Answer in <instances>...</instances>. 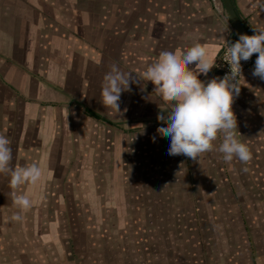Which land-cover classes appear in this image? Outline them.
<instances>
[{
    "label": "crops",
    "instance_id": "1",
    "mask_svg": "<svg viewBox=\"0 0 264 264\" xmlns=\"http://www.w3.org/2000/svg\"><path fill=\"white\" fill-rule=\"evenodd\" d=\"M231 2L250 35L264 26V0ZM230 35L220 0H0V135L10 141V166H39L40 181L25 185L36 190L70 174L63 188L84 184L88 205L102 204L116 225L166 224L154 232L162 229L167 239L174 223L206 222V208L224 206L227 190L237 192L238 176L257 180L264 202V81L252 75L254 62L232 103L237 136L251 153L247 163L222 159L219 133L198 160L170 156L169 137L157 131L160 107L167 112L170 105L142 79L161 51L189 47L193 37L216 61ZM112 65L132 74L120 115L100 103ZM216 75L213 67L198 79ZM246 197L248 208L257 204L254 194ZM222 215L212 216L213 224ZM111 228L102 237L117 236ZM71 253L74 263L78 252Z\"/></svg>",
    "mask_w": 264,
    "mask_h": 264
},
{
    "label": "rangeland",
    "instance_id": "2",
    "mask_svg": "<svg viewBox=\"0 0 264 264\" xmlns=\"http://www.w3.org/2000/svg\"><path fill=\"white\" fill-rule=\"evenodd\" d=\"M81 176L77 175L86 181ZM238 177L239 188L227 190L224 206L206 208V222L174 223L167 239L162 229L154 232L166 224L116 225L115 217L105 216L107 208L102 204L88 205L84 184L75 190L63 188L70 174L50 179L51 185L42 190L33 189V184L13 189L9 176L0 174V264H264V202L256 188L259 176H254L255 185L248 184L246 176ZM13 194L29 197L32 207L17 209ZM246 194L257 199L250 209ZM13 214L21 219L13 220ZM221 214L228 216L222 215L223 220L227 216L225 220L213 224L212 216L220 218ZM106 226H112L110 231L117 236L106 239L105 233L102 237ZM71 247L78 252L73 253L74 263L69 258Z\"/></svg>",
    "mask_w": 264,
    "mask_h": 264
},
{
    "label": "clouds",
    "instance_id": "3",
    "mask_svg": "<svg viewBox=\"0 0 264 264\" xmlns=\"http://www.w3.org/2000/svg\"><path fill=\"white\" fill-rule=\"evenodd\" d=\"M193 43L186 48L176 47L163 50L143 71L142 79L150 81L153 93L162 99L170 109L165 112L160 107L159 119L163 122L158 133L169 137L167 152L170 156L183 155L196 159L201 153L213 150V141L218 133L222 140L216 151L224 161L234 157L242 163L251 159L248 146L237 136V119L232 110L235 96L239 95L237 86L241 76V61H247L254 53L252 75L264 81V26L253 27L252 34H240L232 43H226L224 61L229 72L223 77H212L204 81L198 79L215 66V55L193 37ZM191 66V67H190ZM132 74L121 71L112 65L103 76L100 103L109 108L113 115H120V94L129 90ZM12 150L6 136L0 135V174L9 176L13 189L31 183L36 184L42 177V169L36 164L11 167ZM12 203L19 210L32 207L29 197L13 194ZM13 220L21 219L13 214Z\"/></svg>",
    "mask_w": 264,
    "mask_h": 264
},
{
    "label": "water",
    "instance_id": "4",
    "mask_svg": "<svg viewBox=\"0 0 264 264\" xmlns=\"http://www.w3.org/2000/svg\"><path fill=\"white\" fill-rule=\"evenodd\" d=\"M226 14L227 20L230 24L231 35L228 36L227 43L235 42L240 34H249L244 25L237 16L231 0H220ZM250 35V34H249ZM257 54H253L251 58L255 60Z\"/></svg>",
    "mask_w": 264,
    "mask_h": 264
},
{
    "label": "built area",
    "instance_id": "5",
    "mask_svg": "<svg viewBox=\"0 0 264 264\" xmlns=\"http://www.w3.org/2000/svg\"><path fill=\"white\" fill-rule=\"evenodd\" d=\"M227 43V42H226ZM226 56V45L225 43L222 46L219 56L215 61L214 71L217 72L216 77H223L225 74L229 72V65L226 61H224ZM254 60L250 57L247 61H241V74H243L252 64ZM240 76L238 77L239 80ZM237 80V83H238Z\"/></svg>",
    "mask_w": 264,
    "mask_h": 264
}]
</instances>
